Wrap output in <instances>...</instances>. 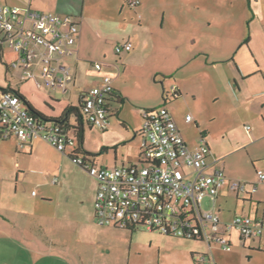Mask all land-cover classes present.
Wrapping results in <instances>:
<instances>
[{"label":"crops","instance_id":"0c3cea01","mask_svg":"<svg viewBox=\"0 0 264 264\" xmlns=\"http://www.w3.org/2000/svg\"><path fill=\"white\" fill-rule=\"evenodd\" d=\"M1 1L17 5L23 10L31 9L72 15L79 23L77 53L73 57L64 59V62L71 67L73 82L68 85L65 91H62L66 93L70 86L76 89L75 99L77 103L57 101L49 97L54 104L44 99L43 103L47 110L36 106L34 99L27 97L13 86L8 74L11 71L9 63L14 57V53L8 48L10 56L8 61L4 56L3 44L0 46V93L1 88L10 87L18 90L30 106L46 117L44 121L48 124H54L67 108L78 106L82 92H86L94 86L102 85L97 83L83 88L77 84V77L90 62V56L97 52H100L104 57L106 56L101 47V42L105 38H102L94 27L93 18L89 19L86 16L87 4L89 5L92 0ZM117 1L121 13L124 5H128L127 0ZM152 3L163 5L165 9H168V12L163 11L158 22L153 18L141 16V12H143L141 7ZM198 3L193 1L190 5L187 0H140L138 4L141 8H138L139 17L141 20L144 19L145 24L140 22L139 28L153 29L159 26L162 30L167 28L169 31L179 32L185 36L186 41L190 42L187 58H185L187 61L198 55H206V64L219 66L217 64L224 61L219 56L221 50L226 46L225 41L222 40L226 36L228 24L226 18L220 15H210V13L203 16H194L190 13H187L186 16L182 11L179 16L174 14L176 9L190 7L194 9ZM128 7L136 9V6L128 5ZM214 7L220 9L222 3L219 2ZM250 7L256 28L253 27L252 34L247 39L246 44L250 48L249 52L255 61V67L249 66L248 60L246 62L236 60L239 67V77L244 79L245 85L238 83V76L234 71L230 77L236 83L238 90L246 87L250 98L254 100L253 102L258 103L264 109V31L260 32V29L264 27V0H253ZM207 8H211V6L209 5ZM219 12L221 13V11ZM103 19L106 21L107 17ZM253 34L255 36H252ZM213 36L219 38L212 39ZM126 41L132 43V48L127 52H122V69L117 67V72L115 71L116 67L107 70L110 72L109 79L112 81L110 85L120 95V103L110 102L106 129L100 130L87 124L88 127L99 130L100 133L98 134L101 140L97 148L88 151L82 146L81 152L90 153L93 163L101 167L142 165L140 153L145 143L143 111L144 109L165 106L189 150H194L202 143L208 145L210 156L206 172L210 173L219 169L216 167L218 158L212 153V148L207 140L209 136L204 131H200L199 143L195 146H191L193 142L181 134L177 121L168 107V100H165V92L168 88H165L164 82L162 91H158L157 96L158 99L162 100L161 104L133 109L134 104L131 102V98L122 91L117 79L126 77L124 63L142 51L145 43L144 38L129 37L117 44ZM211 54L214 55V58H210ZM215 63L217 64L215 65ZM255 74H259L262 78L260 77L259 81L257 77L256 89L252 91L250 89L251 84L246 81V78L255 76ZM148 75L145 78L149 82L151 79L156 80V75ZM34 79H39V77L35 76L31 80ZM172 83L170 92L180 91L182 86L177 82ZM26 102L23 101L27 107ZM68 121L74 122L71 117ZM185 122L189 123L190 121L185 120ZM195 125L198 127L197 123ZM83 128L84 143L85 126ZM40 140L42 139L33 140L24 148L18 149L13 135L0 138V264H195V255L200 253L209 256V261H211L208 262L209 264H264V247L259 239L243 238L235 229L225 234L231 245V250L224 251L214 241L208 242L200 238L173 237L142 227L119 228L97 224L93 214V202L97 188L96 180L94 179L95 189L92 194L85 193L81 189L72 190L71 183H74V178L77 176L73 175L84 169L77 168V165L75 166L73 163L71 165L69 162L72 160L69 155L55 153L53 148ZM41 144L56 154V160L50 161L49 156L47 158V152L40 148ZM10 157H13L14 162ZM45 159L48 163L47 166L54 165L60 174V178L56 177L55 183L51 182L57 187L53 191L42 193H39V188L35 193H32L29 187L24 191H19V183L28 173L33 172L34 166L37 167L32 164V160L43 161ZM220 169L224 171L223 168ZM257 170L261 169L255 167L253 176L239 179L248 183L257 182L255 191H251L247 187L245 191L234 192L228 188L226 183L214 196H206L211 208L203 209L201 204V210L216 214L222 224L229 222L236 214L264 217V179L258 180ZM177 173L183 179H191L194 175V169L191 166H185L179 169ZM11 174H13L12 177L15 175L14 191L9 190V184L5 185L10 180L8 178ZM226 178L230 180L228 176Z\"/></svg>","mask_w":264,"mask_h":264},{"label":"built area","instance_id":"2783aa9c","mask_svg":"<svg viewBox=\"0 0 264 264\" xmlns=\"http://www.w3.org/2000/svg\"><path fill=\"white\" fill-rule=\"evenodd\" d=\"M140 0H128L131 7ZM0 44L6 42L14 53L9 68L19 72L21 80L39 77L51 89L65 91L73 82L71 67L64 59L77 53L80 26L72 15L26 9L0 2ZM132 43H119L117 54L129 51ZM96 68H100L98 63ZM113 90L110 84L94 86L85 92L84 119L104 130L108 114L104 106L105 95ZM145 143L141 151L142 165L101 167L92 157L77 148L74 137L56 124L31 114L15 94L0 93V132L5 138L13 135L16 146L22 149L30 142L43 139L58 151L69 155L73 163L87 171L97 182L93 214L97 224L142 227L149 231L180 237L214 241L220 249L230 251L225 236L232 229L243 238L259 239L264 247V217L236 214L229 222L220 223L218 216L201 210L203 199L214 196L226 183L234 192L251 191L257 182L227 180L222 169L207 173L210 149L202 143L189 150L165 106L143 111ZM186 121L191 120L186 115ZM69 151V152H68ZM191 166L194 175L183 179L178 170ZM258 180L264 172L257 170ZM56 177L52 178L55 183ZM209 256L195 255V264H209Z\"/></svg>","mask_w":264,"mask_h":264},{"label":"rangeland","instance_id":"374dc122","mask_svg":"<svg viewBox=\"0 0 264 264\" xmlns=\"http://www.w3.org/2000/svg\"><path fill=\"white\" fill-rule=\"evenodd\" d=\"M187 1L190 5L193 1L204 5L198 3L194 9L191 7L176 9L174 11L175 16L181 15V11L186 16L187 13L194 16L210 13V15L225 17L227 20L226 36L225 39H222L226 46L221 50L219 56L224 61L215 63L219 66L206 64V55H198L187 61L185 58H187L190 42L186 41L185 36L179 32L169 31L167 28L162 30L159 26L153 29L139 28L140 22L145 24L144 19L141 20L139 17V5L136 6V9L124 5L120 13L117 0H92L89 5L87 4L86 16L89 19L93 18L94 27L98 30L99 35L105 38L101 42V47L106 56L104 57L100 52L90 56V62L77 77V84L83 88L97 83L112 84L109 79L110 72L107 70L116 67L115 71L117 72V67L118 69L123 67L121 62L123 55L122 53L119 55L115 53V45L129 37L144 38L145 44L141 49L142 51L124 63L126 77L117 79L122 91L131 98V102L134 104L133 109L161 104L162 100L158 99L157 96L158 91H162L163 82L165 88H168L167 92H170L172 82H177L182 86L180 87L181 94L176 98L167 96L168 107L176 119L183 137L193 142L191 146L198 145L200 131H204L209 136L207 140L212 148V153L218 158L216 167L223 168L226 176L230 179H243L253 176L255 167L264 172V109L258 103L253 102L254 100L250 98L246 87L238 90L236 83L230 77L234 71L238 76V83L245 85L244 79L239 77V67L236 60L245 62L248 60L247 64L255 67V61L249 52L250 48L246 44L247 39L252 34L253 27L256 28L250 7L253 0ZM208 2L209 4L205 5ZM219 2L222 3L220 9L214 7ZM209 5L211 8H207ZM141 8L143 18L147 16L157 20V22L160 21L164 10L168 12V9L166 8V10L160 4L152 3ZM104 17H107L108 20L104 21ZM262 30L264 31V27L260 29L261 33ZM0 36H3L1 30ZM214 38L218 39L219 37L213 36L212 39ZM3 49L5 51L4 56L9 61V49L6 42H3ZM210 58H214V55L211 54ZM95 63H98L100 68H96ZM148 74L150 76L156 75V80L151 79V82L146 80L145 76ZM8 76L13 86L27 97L34 99L39 108L47 110L43 103L44 99L54 104L50 98L62 102L77 103L75 99L76 89L71 86L69 91L63 93L46 87L40 78L21 80L18 71L11 70ZM257 77L258 80L260 77L262 78L259 74L246 78V81L251 84L250 89L252 91L256 89ZM186 115L191 116L189 123L185 122ZM84 126L85 142L82 145L83 148L88 151L97 148L101 140L98 134L100 133L99 130L88 127L86 122H84ZM255 136L259 137L256 138ZM40 141L53 148L55 153L62 155V152L47 141L43 139ZM44 144H41L40 148L47 152V158L49 156L50 161L56 160V154ZM10 159L14 162L13 157ZM26 159L28 158L26 157ZM46 159L43 161L32 160V164L37 167L34 166L33 172L28 173L22 179V182L19 183V191H24L29 187L32 193H35L37 188H39V193H42L53 191L57 187L51 183V180L53 177L60 178V174L54 165L47 166ZM68 161L70 160L68 159ZM69 163L72 165L73 162ZM73 164L76 166L75 163ZM77 168L80 169L79 166ZM68 173H71L69 167ZM12 175L5 184H9L10 191H14L15 188V175L13 177ZM73 176L75 178L74 183H71L72 190L81 189L88 194L94 192L95 180L86 171H80ZM229 199L231 201L230 196ZM202 207L203 209L211 208L208 198L203 199Z\"/></svg>","mask_w":264,"mask_h":264},{"label":"trees","instance_id":"16d2710c","mask_svg":"<svg viewBox=\"0 0 264 264\" xmlns=\"http://www.w3.org/2000/svg\"><path fill=\"white\" fill-rule=\"evenodd\" d=\"M127 1H126V3H127ZM0 46H1V44H0ZM1 90H2L1 92L9 91V92L17 95L22 101H25L26 102V100L23 97V95L18 90L14 89V88L7 87V88H1ZM180 94L181 93H180L179 90H175V91H171V92H165V100H168L167 96H170L171 98H176V97H179ZM80 95L81 96L79 98L78 106H70L69 108H67L63 112V114L58 119H56V123H54V124L60 126L69 135H71L72 137H74V139L76 140V143H77V148H79V150L81 151V148H82V145H83V138H84L83 137V133H84V128H83L84 122H86L87 124H90V125H92V124L90 122L86 121L84 119V117H83L84 116V99H83V97L85 95V91L82 92ZM119 100H120V95L118 94V92L115 89H113L111 92H109V93H107L105 95V98H104V106L106 108L107 113L109 112V104H110V102L111 101H116V102L120 103ZM27 108L30 111V113L33 114V115H35L37 118H39L41 120H44L46 118L39 111H37L36 109H34L29 104H28ZM144 110H147V109H144ZM69 117L72 118V120L74 121L73 123H70L68 121ZM0 134H1V132H0ZM0 138H2L1 135H0ZM85 154L88 155V156H91L90 153H85Z\"/></svg>","mask_w":264,"mask_h":264}]
</instances>
